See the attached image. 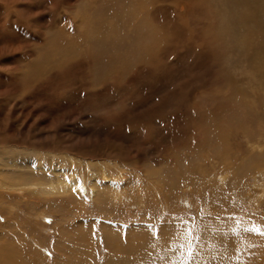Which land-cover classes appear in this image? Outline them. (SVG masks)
Instances as JSON below:
<instances>
[{
	"label": "rangeland",
	"instance_id": "rangeland-1",
	"mask_svg": "<svg viewBox=\"0 0 264 264\" xmlns=\"http://www.w3.org/2000/svg\"><path fill=\"white\" fill-rule=\"evenodd\" d=\"M14 53L0 62V250L264 264V0H0V57ZM24 169H64L78 191L8 189Z\"/></svg>",
	"mask_w": 264,
	"mask_h": 264
},
{
	"label": "bare ground",
	"instance_id": "bare-ground-1",
	"mask_svg": "<svg viewBox=\"0 0 264 264\" xmlns=\"http://www.w3.org/2000/svg\"><path fill=\"white\" fill-rule=\"evenodd\" d=\"M262 74L264 75V70L262 71L261 76H262ZM252 145L254 147H256V145H258L257 147H260V145L262 146L261 143H253ZM224 153L223 154L226 156H224V158H225L224 159V165H222V166L224 167L226 165L225 169L228 171L233 170V167H232L233 164L231 163V161H229L228 153H226V152H224ZM42 168H44V167H42ZM31 169H32V167H31ZM59 170H61V173H62L61 176H58L57 174L54 176H44L43 173L39 174L40 172H38L36 174L34 172V170L24 169V170H22V172L24 173V176H21L22 178L20 179L21 185H19V186L18 185L17 186L16 185H14V186L8 185L7 188L12 189L13 191H16L18 193H21L23 189L24 190H30V191L35 192L37 194H43L44 196H49V195H54V194H56V195L57 194H66V193L71 192V191H74V192L78 191L77 187H79V183L74 178V176L71 175V177H68L67 174L65 173L64 169H58V170L53 169V173L55 174ZM91 188H93V191H95L94 185H91ZM83 236H85V235H83ZM85 239H88V238L86 237ZM129 242L125 247H131L132 246L131 240ZM113 243L117 244L118 246L121 245V242L118 238H116ZM85 261H86V264H96L94 262L93 256L90 253L86 256ZM261 261L264 262V260H261ZM23 262H24L23 258H21L19 255H17L11 247L7 248L6 250H4V249L0 250V264H24ZM125 264H128V262L127 263L125 262Z\"/></svg>",
	"mask_w": 264,
	"mask_h": 264
},
{
	"label": "snow or ice",
	"instance_id": "snow-or-ice-1",
	"mask_svg": "<svg viewBox=\"0 0 264 264\" xmlns=\"http://www.w3.org/2000/svg\"><path fill=\"white\" fill-rule=\"evenodd\" d=\"M20 55L19 53L10 54L8 56L0 57V62L4 60H10L13 59L15 56Z\"/></svg>",
	"mask_w": 264,
	"mask_h": 264
}]
</instances>
